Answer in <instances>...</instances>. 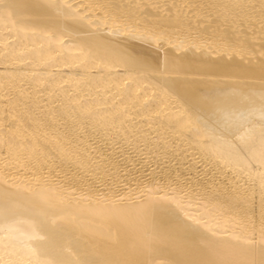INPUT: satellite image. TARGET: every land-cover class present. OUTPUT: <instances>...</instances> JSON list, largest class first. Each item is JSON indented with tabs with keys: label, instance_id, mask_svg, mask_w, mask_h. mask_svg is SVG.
Returning <instances> with one entry per match:
<instances>
[{
	"label": "bare ground",
	"instance_id": "1",
	"mask_svg": "<svg viewBox=\"0 0 264 264\" xmlns=\"http://www.w3.org/2000/svg\"><path fill=\"white\" fill-rule=\"evenodd\" d=\"M0 264H264V0H0Z\"/></svg>",
	"mask_w": 264,
	"mask_h": 264
}]
</instances>
